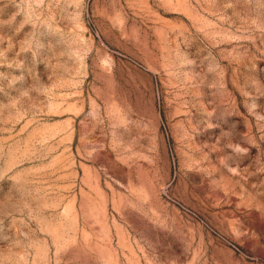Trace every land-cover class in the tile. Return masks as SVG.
<instances>
[{"label":"rangeland","instance_id":"rangeland-1","mask_svg":"<svg viewBox=\"0 0 264 264\" xmlns=\"http://www.w3.org/2000/svg\"><path fill=\"white\" fill-rule=\"evenodd\" d=\"M0 264H264V0H0Z\"/></svg>","mask_w":264,"mask_h":264}]
</instances>
